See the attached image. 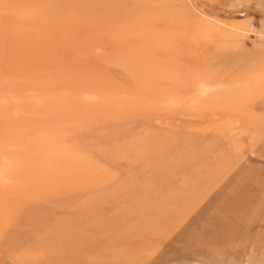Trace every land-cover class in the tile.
<instances>
[{"label": "rangeland", "instance_id": "1", "mask_svg": "<svg viewBox=\"0 0 264 264\" xmlns=\"http://www.w3.org/2000/svg\"><path fill=\"white\" fill-rule=\"evenodd\" d=\"M84 1L0 0V264H264V0Z\"/></svg>", "mask_w": 264, "mask_h": 264}, {"label": "bare ground", "instance_id": "2", "mask_svg": "<svg viewBox=\"0 0 264 264\" xmlns=\"http://www.w3.org/2000/svg\"><path fill=\"white\" fill-rule=\"evenodd\" d=\"M69 2H71L72 5H70ZM144 3L146 4V6L150 4L149 3L147 5L146 2ZM66 5L67 7L70 6L74 9L78 8L77 6H74L73 0H66ZM129 5L133 6L134 12H131V14L127 13L123 15L122 9H124L125 6ZM141 5L142 3L140 4V6ZM140 6L138 5L137 1L135 2V0H97L95 4L92 3L91 0H86L84 1L81 7L84 8L86 12L89 11L94 16H96L97 14L100 17V25L98 27V30L107 33V35L104 36L105 38H103V40L110 43V45H114L117 43L127 44L136 41L137 45L134 46V50L132 52H137V54L144 53L149 56L152 54L151 52L153 51L154 56H163L165 51H163L164 49L162 48L161 44L166 39V37L168 38L166 28L163 26L158 27V24H153V21L156 19V15L140 13L138 11L140 9ZM64 11L67 10L62 9L61 13H53V11L50 10L49 13L53 15L52 19H63L64 16L70 17V15H67L69 12L63 13ZM127 27H130L132 29L130 31H125L124 29H126ZM32 33L35 32L32 31ZM42 36L43 38H48L47 41L49 42L55 40V42H53L54 44L51 43V46H48L49 51L54 49L55 52H58L62 48H59V45L66 43V40L64 38L54 39L52 36L49 37V35H45L44 33H42L41 37ZM69 37L70 35L68 36V38ZM55 44L57 45V47ZM233 209L236 210L235 212L238 214L237 216L239 217V215L249 212L251 207L248 205L244 207H236ZM69 236H71V234ZM77 238L78 236L74 235L73 240H75L76 242Z\"/></svg>", "mask_w": 264, "mask_h": 264}]
</instances>
